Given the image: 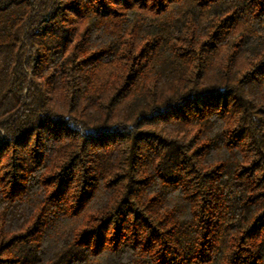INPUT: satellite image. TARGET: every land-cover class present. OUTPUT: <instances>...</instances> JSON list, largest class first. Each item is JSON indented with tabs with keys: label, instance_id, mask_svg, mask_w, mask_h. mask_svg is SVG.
Segmentation results:
<instances>
[{
	"label": "trees",
	"instance_id": "16d2710c",
	"mask_svg": "<svg viewBox=\"0 0 264 264\" xmlns=\"http://www.w3.org/2000/svg\"><path fill=\"white\" fill-rule=\"evenodd\" d=\"M0 264H264V0H0Z\"/></svg>",
	"mask_w": 264,
	"mask_h": 264
}]
</instances>
